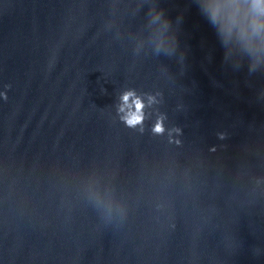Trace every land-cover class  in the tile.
<instances>
[{"label": "water", "instance_id": "obj_1", "mask_svg": "<svg viewBox=\"0 0 264 264\" xmlns=\"http://www.w3.org/2000/svg\"><path fill=\"white\" fill-rule=\"evenodd\" d=\"M0 264H264V44L202 0H0Z\"/></svg>", "mask_w": 264, "mask_h": 264}, {"label": "clouds", "instance_id": "obj_2", "mask_svg": "<svg viewBox=\"0 0 264 264\" xmlns=\"http://www.w3.org/2000/svg\"><path fill=\"white\" fill-rule=\"evenodd\" d=\"M202 8L225 41L235 37L248 48L264 44V0H202Z\"/></svg>", "mask_w": 264, "mask_h": 264}]
</instances>
